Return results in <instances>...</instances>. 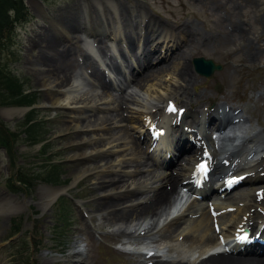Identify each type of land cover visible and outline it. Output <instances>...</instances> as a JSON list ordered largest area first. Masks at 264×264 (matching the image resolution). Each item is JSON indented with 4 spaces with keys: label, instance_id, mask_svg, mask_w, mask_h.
<instances>
[{
    "label": "rangeland",
    "instance_id": "rangeland-1",
    "mask_svg": "<svg viewBox=\"0 0 264 264\" xmlns=\"http://www.w3.org/2000/svg\"><path fill=\"white\" fill-rule=\"evenodd\" d=\"M115 2L123 8V11L120 12V21L122 20L120 27L129 38L133 37V35H130L132 30L129 27L130 25L134 26L135 21H126L128 14H136L141 9L145 13L152 12V16L160 17L162 24L166 23L169 26L185 25L191 29L195 24L193 19L200 23L199 28H196V30L201 33L195 35L198 42L197 45L194 44L183 50L182 59L174 65L184 68L186 65L189 66L191 64L190 68H186L191 71L190 76L192 77L193 85L190 90L192 93H204L205 95L210 94V92L214 93L216 92L214 87L217 81L221 83L226 93H230V90L233 91L232 97L235 102L243 101L244 97L249 98L256 91L264 93V71L262 70L264 68H260L261 64L264 65V52L262 51L252 54V52L249 53L247 49L243 48V52L239 51L236 56L229 59L230 64H227V68L231 70L228 74L230 76L227 75V72H221L217 76L218 79L213 82L215 86L213 85L211 88H209L208 79L197 77L192 67V59L201 55L219 63L221 55L219 58L216 56L219 51V32H223L224 27L227 26L236 28V30L241 29L240 32L242 33L239 32L240 35L236 34L239 39H234V42L240 44L238 50H241L244 42H249L250 48L254 42L258 46V41L264 38V0H115ZM24 3L31 13V19L27 23L17 26L16 32L12 35V38L14 37L13 45L11 46L9 42L5 43L0 50V65L3 69L7 68L11 72L10 76L21 84V96H19L17 103L0 102V199H11L17 206H22L20 210L11 214H2L0 212V244L2 245L0 248L3 247L2 253H0V264H71L69 261L71 259L70 255L74 247L79 244L78 241L87 242V259L82 264H139V258L132 255L118 254L109 247L120 241L119 235L123 230H126L128 222L112 225L106 221L108 217L106 214L110 209L100 211V205L104 204H100L101 191L103 190L97 187L98 183H100L99 176L91 172L81 177L77 182L74 181L76 173H82L85 169L94 165L96 160L89 158L79 160L72 158V155L91 150V147L95 146L93 142L105 143L109 136L112 135V138H125V143L130 142L128 143L129 147L131 143L137 140L136 137L138 135L134 134L132 130L130 131L128 125L142 123L143 116L141 117L140 113L133 110L136 107L131 106L132 109L124 110L126 119H123L124 122L121 120L122 124L107 128L108 130L105 129L106 131L95 130L94 133L97 135L94 137L95 140H91L92 144L87 143L86 145H81V147L75 146L80 143L76 140L79 138L80 133L73 126L68 127L69 117H72L73 111L69 113L65 108H48L45 105L44 100L48 97L47 94L52 92L46 91L44 88L42 90V87H40V77L35 72V69L39 68L35 65L39 57L47 51H45V46L49 43L54 51L59 52L61 56L63 55L64 61L68 63V67L70 66L69 69H71L68 73H71L73 77L78 76L80 73H87L85 75L93 85L87 82L88 86L84 84L86 86L84 88H88V90L90 88L97 89L96 82H93L89 77L91 68L94 69L96 65L92 63L91 59H88L83 64L79 62V58H81L79 56L86 47L79 41L71 40L73 44L64 41L60 34H55L53 26L50 25L55 20L63 25L69 24V29H77L80 21L78 14H80V8H82L80 0H46L45 4L41 3L40 0H24ZM86 4H89L90 11L94 12L91 0H87ZM103 8L107 11L108 7L104 4ZM41 12L48 16L46 23L43 18L40 19L37 16V14L43 16ZM94 25L100 26L99 22H95ZM73 32L72 34L77 36ZM201 41L205 45L199 44ZM94 46L97 51L99 50L100 56H106V53L99 48L100 45L98 43L95 42ZM101 46L103 47V45ZM158 51L155 50L154 54H157ZM133 53L134 51H130L129 55L132 56ZM247 53L251 55L250 60L246 56ZM242 54L243 58L238 56ZM109 62H112V60L109 59ZM88 63L90 68L87 66ZM156 66L153 70L161 69L159 67L164 65ZM174 70V68H171L163 71L159 76L158 73L152 76L156 78L154 83L156 84V89H158L155 91V98L165 91V77L167 74H173ZM223 75L230 77L231 82L227 77L226 80L228 81L224 80L225 77ZM175 81L177 82L176 79ZM174 83L172 81L168 83V88L171 89L170 97H177L185 105L188 99L177 92V87L181 82ZM81 91L84 92L86 90L81 89ZM1 92H3V89ZM96 92L98 93V91ZM54 94L57 93L54 91ZM3 95H0V100L3 99ZM117 95L119 97H111L114 99L112 107L123 101V103H127V94L118 93ZM192 95L195 96V94ZM96 96L100 97L99 95ZM213 99L214 97H207L208 101ZM260 100H262L264 105V97H261ZM202 101L204 100L201 99L200 102ZM190 102L199 108L200 104H196L195 101ZM110 103L113 102L111 101ZM184 107L187 109L191 108L190 110L194 111V107L188 102ZM15 109L17 112L14 115L6 114L7 110ZM263 111L259 116L255 117H250V114H247L250 124L253 125L249 129V134L259 146H264ZM88 112L89 116H91V123L97 122V116L99 118L104 116L110 119L113 114V111L110 112V110H96L92 111L95 114L87 111L85 113L86 116H88ZM26 117L28 121L24 125ZM122 117L124 118V116ZM127 118L130 119L127 120ZM31 121L33 122L32 124L29 123ZM32 133L35 135L30 136ZM100 134H106L104 135L105 138L100 136ZM137 142L136 146L140 148L126 151V153L129 152V155L122 159L129 161L130 171L138 168L136 162L139 160L143 161L142 163H150L145 154L146 150H144L147 145L146 142ZM7 150L9 151V156ZM119 150L121 149L115 150V155L122 154ZM99 159L101 160V158ZM157 172L161 173L160 171ZM118 175H113V178L117 180ZM132 176L134 178L137 177L136 175ZM130 182L131 179L128 185H130ZM120 183L123 184V181L117 182V185L120 186ZM243 186V188L239 187V191L233 192L231 195L237 196V199L245 197L244 192L251 187ZM50 189H61V191H64L65 193L63 194H68L77 203L84 206L91 213V218L89 220L83 218L76 210L73 200L67 196H59L56 200L51 199L52 202L50 201L48 205L41 207V202L45 201H41V198ZM118 191L119 189H117ZM151 192L152 190H150V195L153 193ZM150 195L149 192L145 191L135 192L129 199L123 200H130L124 203L123 206H131V204L142 201V198H149ZM134 207L136 206L134 205ZM259 208L263 210L264 214V207L259 206ZM206 214V211L202 209L199 215L192 219H196L200 224L203 222L204 226L206 224L209 228L208 236L210 237L213 235L212 233L209 234L212 229H210L211 222L207 220ZM143 215L147 214L142 213L141 216ZM192 221L194 220L189 222L188 229L191 230L188 234L193 240L187 239L184 244L196 246L199 241V235L203 234L205 227L197 229V231L199 230L198 234L195 232L196 235L194 236L193 231H195L194 229H196V224L198 223L194 224ZM168 226L157 236L161 242L174 240L171 237L174 234L171 233L174 232L175 225L171 222ZM92 229L98 232L104 230L105 234L99 235L102 239L101 242H95ZM193 242L197 243L194 244ZM151 264L154 263L151 262Z\"/></svg>",
    "mask_w": 264,
    "mask_h": 264
},
{
    "label": "bare ground",
    "instance_id": "bare-ground-1",
    "mask_svg": "<svg viewBox=\"0 0 264 264\" xmlns=\"http://www.w3.org/2000/svg\"><path fill=\"white\" fill-rule=\"evenodd\" d=\"M91 1H92L93 6L95 8L100 9L99 13H101V15H103L102 9H101L103 4L109 5V7L112 9L113 14L115 15V18L119 15L120 7H118L116 5L115 0H91ZM88 5L85 3V0L82 1L81 7L83 10V15H84L83 20L85 21L84 23L86 24V28L84 29L86 32H84V33L86 35H90L91 34L90 31L94 33V30L89 26L91 24V20H90L91 19L90 18L91 12L89 11ZM142 20L143 21L145 20L144 17H142ZM112 22L113 21L110 19H109V21H103L100 29L103 31L109 30V28H111L110 26L112 25ZM50 25L53 26L52 28H53L55 34H57L59 32L63 33L66 36V38H68L72 35V32L69 31V26H68L69 24L63 25V24H60L59 21L53 20ZM110 34H111V36H108L107 38L109 39V37H110V39H109L110 43L109 44L111 46L116 44L115 42L117 40H119V41L122 40V42L125 44V46H128L124 32H122V30L120 29V26L118 24L116 25V28L114 29V31H112V29H111ZM180 34H183V33H180ZM86 37H88V36H86ZM181 38H183V36ZM86 40L88 41L89 39H86ZM174 41L177 44H183L184 43V41L181 42L180 39H174ZM165 42H166V39L163 37V43H165ZM45 47H46L45 51L47 50L46 52L43 53L45 55L42 56L43 55L42 54L41 57H39L38 61H36V65H35L39 68V69H35V72L40 77V80H39L40 87H42V90L44 88V90L52 92V93L47 94L48 97L44 100V103H45V105H47L48 108H65L69 111V113H70V111L71 112L73 111V114H71L72 117H69L70 120L68 123V127L73 126V128L80 133L79 136L77 135L79 138L76 139L80 143L75 145V146L81 147V145H86L87 143H91L92 142L91 140H93L94 137L97 135L96 133H94L95 130L96 131H106L105 129H107V128L109 129L112 126H119L120 124H122V122H124L123 119L124 120L126 119L125 114H124L125 113L124 110L125 109H132L131 106H136L137 109H135V108L133 109V110H135V112H142L144 114V119L142 120L143 126H150V125L154 124V122H152V120H154L155 118H154V116L148 117L149 113H150L148 111H152L153 109H156V111L158 112L159 119H157V123L160 126L156 130H153V132L156 133L157 135H159V138L157 140L159 144H157L154 152H156L158 157H159V154H161L163 157L162 158L160 157V159L164 160L163 162L166 164H170V163L172 164L175 162V160H172V159H171L172 161L171 160H165V158H167V154L171 153V152H169L170 150H172V153L175 150L174 144H175L177 138H183L184 139V140L179 139L178 144H177L179 148H182L183 145L185 144V142H187V144H188V142H190V140H191V137L195 135L194 133H192V131H190V134L188 132L180 131L181 123H177L178 122L177 121L178 113L169 110L170 107L175 108V109L183 108V105H181V102L178 100L177 97H173V99L170 97L171 89L168 88V83L171 81L177 83L175 81V79L177 81L179 80L181 82L177 87V92L180 93V95L182 97L188 99L189 101H195V99H193L195 96L189 92L190 88L193 85V83L191 81L192 77L190 76V74H191L190 69L186 68V67H188L187 65L184 68H179L178 66H174L175 63H178V61L180 59H182L180 54L177 56V58L172 59L168 64L160 67L161 69L153 70L154 68H156V65H150V62H148V64L142 68V71L139 74L140 76L138 75L137 77H135V75L133 76V74L131 76H129V77H131V80L134 81V85H132V87L134 88L135 91L139 92L140 95L135 96L134 94H132L129 96V98L127 97V103H123L124 101L123 102L120 101L121 103H118L114 107H112L113 106L112 104H114V101L111 98V101L113 103H110L111 102L110 96L107 95V86L106 85L98 93L92 89L82 92L81 91V89L83 87L82 83L79 82V80L77 78H74L71 73H68L71 68L69 69L70 66L68 67V63H66L64 61L63 55L61 56V54H59V52L57 53L56 51H54L51 48V46L49 45V43ZM126 48H127L126 49L127 53H129L130 52L128 50L129 48L128 47H126ZM169 48L170 47H168V48L166 47V50H167L166 52L173 51L175 49V46L172 47L171 50H168ZM152 49H154V47H152ZM89 50L91 53H95L94 48H89ZM56 55H58V56H56ZM142 55H145L144 51H142ZM68 60H69V58H68ZM183 60H185V59H183ZM137 61H139V59H137ZM151 66H154V67H151ZM184 66H185V64H184ZM171 68H174L175 70H174L173 74H167L165 77L166 78V80H165L166 85L164 87L165 91L163 90L164 92L161 93L160 96H157L155 98V93H156L155 91H157L158 89H156V84L154 83V82H156L155 81L156 78L152 77V76L156 75L157 73L159 76L163 71L171 69ZM174 74H175V77H174ZM226 77L224 78V80H226ZM226 81H228V80H226ZM54 91L57 94H54ZM90 93H92V94H90ZM89 95H91V96H89ZM96 95H99L100 97H98ZM123 99H124V97H123ZM171 100H173V101H171ZM154 101H156L155 104H154ZM212 101L213 100H210V102H212ZM110 104H111V107H110ZM199 108H201V104H200ZM215 109H219V108H215ZM96 110H98V111L110 110V112L113 111V114L111 115L110 119H108V117H104V116L101 117V115H100L101 118H99V116H97V122H92L93 123L92 124L90 122L91 116H89V112L87 114L88 116H86L85 113H86V111H90V112L93 111L94 112ZM16 112H17L16 110H7L6 114H9L10 116H12ZM214 113L216 115H218L216 112H214ZM93 114H95V113H93ZM96 114H97V112H96ZM205 114H209V112L205 113L204 111H201V112H198L197 115L203 116ZM122 116H124V118ZM185 117H186V119H184V121L182 123L183 126H186V129L192 128V124L187 120V119H189L188 115L186 114ZM196 118H197V116H196ZM128 119H130V118H127V120ZM173 119H174V121L172 122ZM198 119L200 120V118H198ZM121 120H122V122H121ZM196 122L197 121L194 122L195 125L197 124ZM198 122H200V121H198ZM143 126L139 129H142ZM164 127L166 130L165 131L166 135H165V137L160 139L161 135L163 134ZM203 127H204V124L199 127L200 129L198 132L202 136V139H201L202 142H201L200 148H196L195 151H193V153H192L193 158H191V160L188 159L186 162L181 164V166L179 168L180 173L178 174L177 177L172 176V175L165 176L164 174H156L153 167H151L149 164H147L145 162L142 163L143 161H140V160L136 162V164H137L136 166H138V168L130 171L129 161L122 160V159L129 155L128 154L129 152L126 153V151H129L131 149L136 150L139 147V146H136L139 138L137 137V140L135 142L131 143L132 145L130 144L131 147L129 146L130 147L129 148L128 143H130V142L125 143V138H115L114 137L115 138L114 139V138H112L113 137V135H112V136H109V139H107L105 143L104 142L103 143L93 142V144L95 146L91 147V150H88V151H85L82 153H74L72 155V158L79 159V160H81L83 158H89L92 160L93 159L96 160L95 164L92 163L94 165L90 166L88 169H85L82 173H76L74 175V181L77 182L81 177H83L86 174L91 173V172H93L97 176H99L100 183H98L97 187H98V189L100 188L103 190V191H101L102 198L100 199L101 200L100 204H102V203L104 204V205H100V211L105 210V209H110V211L106 214L108 216L106 218V221L109 224L113 225L116 223H120V224L126 223V222L130 223L132 221V218L135 221H138V220L140 221L142 219V216H141L142 213H144V214L145 213L146 214L151 213L150 219H151V221H153V219H155V217L157 218V216L159 214L157 211L159 209H161V207L165 206L167 203H168V208L166 210H162V211L166 212V211L171 210V209L173 210V212L175 211L176 207L178 206V202H176V200H174L171 204H169L170 203L169 201L172 197V193L174 192L175 187L177 185L180 186L182 181H187L188 179H191L194 176V170H196L194 166H196V163L198 161V159H195V158H198L201 154L208 155L207 144L205 142H208V143H210V142L206 139V137L203 133ZM131 128H132V130H136V128L133 125H131ZM193 128H194V126H193ZM109 131H111V130H109ZM109 131H108V133H109ZM104 135H106V134H100V136H103V137H104ZM131 137H132V135H131ZM166 139L172 140V141H170L169 145L166 144ZM118 142H120V143L118 144ZM230 148H231V145H230ZM116 149L117 150L121 149V150H119V152L121 151L122 154L121 155H115ZM250 150H252V148ZM200 152H201V154H200ZM215 155H216V153H215ZM257 155H261V151H258V150L255 151V156H257ZM136 157H138V156H136ZM99 158H101V160ZM119 158H120V160H119ZM215 167H216V165H215ZM248 171H255V168H251ZM116 174L117 175L121 174V175H118L119 177L117 178V180H115L113 178V175L115 176ZM132 175H136L137 177L134 178ZM130 179H131V182H130V185H128ZM121 181H123V184L120 183L121 185L118 186L117 182H121ZM126 185H128V186H126ZM117 189H119L118 192H117ZM150 190H152V192H153V193L151 192L152 195H150L148 199H145L146 197L142 198L141 200H143V201L139 202L136 205V207H134L132 205L131 206L130 205L129 206H123L124 203H126L127 201L128 202L130 201V200L123 201V200L126 198L129 199L133 193L144 192V191L150 193ZM60 191H61V189H59V190L58 189H50L46 193V195L41 198V201L45 200V201L41 202V207H45L46 205H48L49 202L51 201V199H53L54 196L58 195L60 193ZM206 191L207 190L203 189L202 191H199V192L204 194ZM254 191H256V190H254ZM120 192H122V193H120ZM255 196H256V194L254 195V197ZM108 197H112V198H108ZM257 204H258L257 207H259V206L264 207V197L262 198L261 203H257ZM214 206L218 207L219 204H214ZM220 206H222V203H220ZM21 207L22 206H17L15 204V202L12 201L11 199H7V198L0 199V212H2V214L3 213L11 214L13 212L20 210ZM234 207H235V209L231 211L232 214H230V213L226 214L221 220H219L217 222L218 226L220 223V233H218V237L216 234H213L209 237L208 236L209 228L206 226V224L204 226L203 222L200 224V222H197V220L192 221V223H194V224L198 223V224H196V228H200V229L202 228L203 229L205 227V229H203L204 230L203 234L199 235L198 243L196 242L197 246H199V247H197V250H194L192 248V246H190V245L184 246L183 245L184 242H182L181 238H176L177 243L175 242L172 245L171 249H169V253H171L170 255L181 254V255H185L189 259H187L186 261L173 260V259L168 260V261L164 260L158 264H264V257H263L264 255L263 256H257V257H251V255H248L249 252L254 250V248H252L253 246L248 247L249 249H246V250L243 249L242 250L243 252H244V250L248 252V254H245L244 257H231V256H228L227 253H219V254L209 255L208 257H203L204 255L208 254V252L210 250V249H208L209 245H217L218 244L217 240L219 239V234L222 235L223 240H225L228 237H235V236L237 237L240 233H242L240 226L241 227L247 226L249 221L244 216L248 212H250V208H253L254 206L248 204V205L243 206V207H238V205L234 206ZM257 207L255 206V213L254 214H256L258 216V219H259L260 218V215H259L260 210ZM193 208L196 210L193 211ZM197 210L198 209L192 203L190 205V208L187 210L188 214L182 213L179 217L175 218L174 220H175V222H179L180 220L186 222L187 221L186 218H189L188 215L189 214H196ZM215 224H216V221H214L212 223V227ZM135 226L138 227L137 230L142 228V224L136 223L134 225L128 224V226L126 227L127 229L124 230V231H127L131 227L133 229V231L131 233H128V235L131 237L128 239H132V233H134V227ZM237 227L240 229L237 230ZM185 229H188V228L183 229V228L178 227L177 232H175V233H177V235L183 236L186 234ZM188 230H191V229H188ZM194 230L195 231H193V233L195 236L196 235L195 232H197V234H198L199 230L198 231L196 229H194ZM233 231H236V232H233ZM209 234H211V232ZM161 236H163V235H161ZM171 237H172V235H171ZM186 239L193 240L192 238H186ZM194 239L197 240L196 237H194ZM193 243L196 244L195 242H193ZM133 244L134 243H132V244L127 243L126 248H134V250L147 248V246H145L143 244H141V245H133ZM1 246L2 245L0 244V247ZM162 246H163V244H159L157 249L160 250L162 248ZM72 255H73L72 260H70L71 264H78L79 254L77 255V254H75V252H73Z\"/></svg>",
    "mask_w": 264,
    "mask_h": 264
},
{
    "label": "trees",
    "instance_id": "trees-1",
    "mask_svg": "<svg viewBox=\"0 0 264 264\" xmlns=\"http://www.w3.org/2000/svg\"><path fill=\"white\" fill-rule=\"evenodd\" d=\"M27 14L22 0H0V49L7 41L11 42L15 27L26 19ZM0 95L4 96L0 100L1 103H17L21 96V84L2 66H0Z\"/></svg>",
    "mask_w": 264,
    "mask_h": 264
},
{
    "label": "water",
    "instance_id": "water-1",
    "mask_svg": "<svg viewBox=\"0 0 264 264\" xmlns=\"http://www.w3.org/2000/svg\"><path fill=\"white\" fill-rule=\"evenodd\" d=\"M193 65L196 71L204 77H209L215 70L220 69L219 66L215 65L211 60H205L202 58L195 59Z\"/></svg>",
    "mask_w": 264,
    "mask_h": 264
},
{
    "label": "snow or ice",
    "instance_id": "snow-or-ice-1",
    "mask_svg": "<svg viewBox=\"0 0 264 264\" xmlns=\"http://www.w3.org/2000/svg\"><path fill=\"white\" fill-rule=\"evenodd\" d=\"M170 111H175V108H172V107H170V109H169ZM200 170L202 171V172H206L207 171V168H206V165H200ZM239 240H241V241H246L247 239H248V237L246 236V235H244V236H238L237 237Z\"/></svg>",
    "mask_w": 264,
    "mask_h": 264
}]
</instances>
